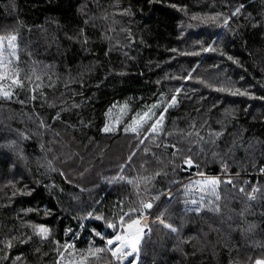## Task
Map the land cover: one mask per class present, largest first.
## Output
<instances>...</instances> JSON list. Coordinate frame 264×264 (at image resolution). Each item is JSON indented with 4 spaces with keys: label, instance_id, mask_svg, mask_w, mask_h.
<instances>
[{
    "label": "trees",
    "instance_id": "16d2710c",
    "mask_svg": "<svg viewBox=\"0 0 264 264\" xmlns=\"http://www.w3.org/2000/svg\"><path fill=\"white\" fill-rule=\"evenodd\" d=\"M0 37L23 85L8 79L0 96V264L78 261L140 199L177 232L155 224L123 264L264 257V0H0ZM153 104L139 137L124 131ZM213 176L219 200L195 183ZM87 264L117 262L105 251Z\"/></svg>",
    "mask_w": 264,
    "mask_h": 264
},
{
    "label": "snow or ice",
    "instance_id": "6c2138e0",
    "mask_svg": "<svg viewBox=\"0 0 264 264\" xmlns=\"http://www.w3.org/2000/svg\"><path fill=\"white\" fill-rule=\"evenodd\" d=\"M172 7H176V5H172ZM243 8V5H240L233 11L232 15L235 16L240 12V9ZM219 15V14H217ZM193 19H196L197 17L193 16ZM210 19H213L215 21V17H210ZM227 20L224 21L225 24H227ZM8 42V49L10 50L8 55L9 57H16V48L17 45L15 41L17 40V37L15 35H9L6 37ZM4 40L5 37H0V81H3L4 79L11 80V83L13 85H17L22 87V82L19 80V73L15 71H11L9 73H6L4 69L7 65H10L12 63L11 59H8L6 61L4 57ZM172 51H176V49H172ZM202 51L208 52V51H215V49L212 47V45H209L205 48H202ZM184 55H191L196 53H183ZM18 59V57H17ZM229 60L233 59L231 56L228 57ZM33 72H35V69H33ZM37 79H40L39 76L36 77ZM191 78V73H189L188 76L184 77V79ZM223 91L224 89H218ZM181 89L177 88L175 90L176 93H179ZM233 95H248L246 91H241L239 89H236L234 92H232ZM12 95V92L10 90H5L4 85L0 84V96L4 98H10ZM34 98V97H33ZM177 103V96L174 94L172 95L170 101L167 102V105L164 106L163 111L160 112L159 116L147 127L146 131L153 134V137L155 135L159 134L163 131V123H164V113L167 112L168 106L175 105ZM159 106V104H153L148 111L137 114L132 118L131 123L125 127V132H133L137 134V137H139L140 132L142 129H144V126L148 124L149 121L152 120L155 113L152 112V109H155ZM113 129L109 128L108 125H105L103 131L109 132ZM191 135V133H189ZM217 136L220 134L217 133ZM200 140H203V137L199 138ZM144 141L141 140L140 143H143ZM212 143H215V140L211 141ZM235 144V141L233 142ZM167 147V145H166ZM175 147V146H173ZM191 150V149H189ZM147 152V149H145ZM231 151V149H229ZM176 153H173L175 155ZM216 153H214L215 155ZM129 160L132 159L131 156L128 158ZM184 163L187 164L189 167L193 165V160L190 157H186L184 160ZM227 165H225V168ZM261 172H264V168H261ZM63 175V173H61ZM158 174V173H157ZM199 175L203 176V173H198ZM123 179V177H121ZM151 177H142V181H149ZM227 183H232V181L229 179L226 181ZM129 184H132L133 181L129 180ZM196 184L200 186V191L210 193L212 196L216 198V200L220 199L219 193L217 191L218 185L221 183V181L213 176V177H207L201 181H196ZM241 192H244V188L240 189ZM258 189L253 188L252 192H257ZM248 198L250 200L255 199V197L251 194H249ZM204 197L201 196V201H203ZM193 204H196L197 201L193 200ZM211 203V201H209ZM120 204L123 205V201H120ZM153 207L151 202H146L143 199L139 200L138 206L136 204H132L129 206L128 212H123V207H121V212H123L122 215L118 217V220L116 222L112 221H106V225L108 228L113 229L112 235L105 236L104 234L100 232H96L95 235L99 236L101 240L105 242L106 247H90L88 249V255H82L78 261H70L69 264H87L89 255L95 256L97 253L102 252H109L111 254V258L117 262V264H123L124 258L132 256L135 254L136 256L139 255V245L142 239V233L144 228L147 226V222L145 219V213L144 210L151 209ZM31 211V210H29ZM195 211L199 212V207L195 209ZM216 211H219V208L216 209ZM133 214H136L133 216ZM91 215V213H89ZM163 215V213H161ZM127 217V219H125ZM96 219H102V217L97 216ZM157 220L164 226L166 229H170L171 232L175 233L177 232V228L171 225L170 223H165L163 219L160 218L158 215L156 217ZM33 229L35 230V234L38 235L41 239H47L49 229L45 227L44 225H32ZM119 228V230H117ZM15 239V238H13ZM25 241H21V243H24ZM12 244L11 241L7 243V247L11 248ZM65 248L72 247L71 245H64ZM62 255V254H61ZM7 258V257H5ZM20 257L17 256L16 260H19ZM130 264H135V261H131ZM253 264H264V257H260L255 259Z\"/></svg>",
    "mask_w": 264,
    "mask_h": 264
},
{
    "label": "rangeland",
    "instance_id": "374dc122",
    "mask_svg": "<svg viewBox=\"0 0 264 264\" xmlns=\"http://www.w3.org/2000/svg\"><path fill=\"white\" fill-rule=\"evenodd\" d=\"M4 71H5L6 73H9L8 70H7V67L4 69ZM6 80H8V79L6 78V79H4L3 81H0V84H3V85H4L5 90H10V88L8 87V85H5V84L7 83ZM10 91H11V90H10ZM250 194H251V195L253 194L254 196H256L257 192L253 193L252 190H251V193H250ZM145 219H146V222H150L151 228H152L155 224H161V223L159 222V220L154 219V218L152 217V215H150V214H146V213H145ZM161 219H162V218H161ZM141 235H142V234H141ZM142 239H143V235H142ZM142 239H141V241H142ZM140 243H141V242H140ZM139 246H140V245H139ZM133 256H136V255L133 254L132 256L126 257V258H124V261L127 260V259H129V258H131V257H133ZM134 261H135V262L137 261V257L135 258Z\"/></svg>",
    "mask_w": 264,
    "mask_h": 264
},
{
    "label": "built area",
    "instance_id": "2783aa9c",
    "mask_svg": "<svg viewBox=\"0 0 264 264\" xmlns=\"http://www.w3.org/2000/svg\"><path fill=\"white\" fill-rule=\"evenodd\" d=\"M151 234V225H150V222H147V226L144 228L143 230V237L145 236H149Z\"/></svg>",
    "mask_w": 264,
    "mask_h": 264
}]
</instances>
